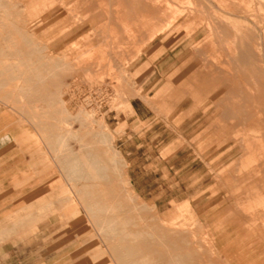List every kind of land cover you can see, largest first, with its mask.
<instances>
[{"label":"rangeland","instance_id":"1","mask_svg":"<svg viewBox=\"0 0 264 264\" xmlns=\"http://www.w3.org/2000/svg\"><path fill=\"white\" fill-rule=\"evenodd\" d=\"M120 1L0 0V47L17 28L42 60L62 58L59 90L71 114L61 112L58 99L48 121L58 126L52 132L73 127L67 146L78 164L75 172L61 167L66 187L53 196L75 214L61 217L59 209L40 207L41 196L26 197L30 183L59 169L32 125L39 109H19L15 86L22 82L13 68L11 95L0 86V131L13 134L0 139V230L27 213L33 222L0 235V264H264V0L148 1L162 8L164 28L180 21L145 48L128 33L141 29L143 17L123 14ZM235 7L241 11L232 13ZM208 17L226 24L227 33L219 28L207 41ZM241 45L246 63L232 60ZM209 65L223 72L207 74ZM97 129L106 143L84 147L81 134ZM20 133L30 141H15ZM89 159L101 169L95 177L83 164ZM74 179L77 194L68 191ZM56 215L74 230L52 225Z\"/></svg>","mask_w":264,"mask_h":264},{"label":"crops","instance_id":"2","mask_svg":"<svg viewBox=\"0 0 264 264\" xmlns=\"http://www.w3.org/2000/svg\"><path fill=\"white\" fill-rule=\"evenodd\" d=\"M150 2L152 0H121L120 4L122 5V13L126 14L129 17H132V15L136 13H140L143 17V21L140 24L141 29H137L136 25L132 28H128V33L130 39L131 36L135 35V40L141 41L142 48H145L148 44L151 43V41L154 39V37L160 33H163L167 31L168 29L175 30L176 25L179 23L178 21L168 25L167 28L163 27V10L161 7H158L157 5L152 8V6H148L147 2ZM155 1V0H154ZM223 3H227L226 0H221ZM146 7V8H145ZM203 3H201V8L197 9L196 12L193 13V15H197L202 11ZM201 10V11H200ZM119 11V10H117ZM240 8L232 9L231 12H240ZM143 13V14H142ZM149 13V15H148ZM148 15V16H147ZM179 16V15H178ZM149 17V18H148ZM181 17V16H179ZM148 19H153L154 21V27H151L149 30L148 22L146 21ZM208 20L206 24V28L208 29V33L205 34V38L207 41H212L217 36V31L220 28L221 31L227 33V27L226 24L222 25V21L220 20H213L211 17H208ZM83 28V25L77 26L71 30H68L66 34H64L62 37H60L58 40V43H61V41L65 40L67 41V38H70L73 34L77 33L79 30ZM134 28V29H133ZM153 28H156V32ZM159 28H161L159 30ZM210 29V30H209ZM204 34L203 29L199 32H197L195 35L191 36V41H195L197 39V36L200 34ZM151 35V37H149ZM9 38H4V42L6 45H3L0 47V86H6V89L4 90L6 93L5 95L9 97L11 95V92L8 91L9 89L7 85L9 83L10 74L12 73L11 70L14 68L16 69L15 74L17 75V79H21L22 84H19L15 86V90L18 92V95L23 98V100H20V106L19 109L25 114L29 112V108H38L39 112L35 113V120H32L33 127L36 129H39L40 135L43 136V140L46 144H48L51 148L52 155L51 159L54 160L55 165L59 169V174L53 173L54 170H51L50 172L45 173L44 175H40L39 179L35 183H30V188L26 193L28 195L26 197H37L41 196V208L44 209H52L54 210L59 209L61 212L59 213V216H71L72 214H75L78 212L77 208H62V202L61 197H53L54 195H62V188L66 187V185L63 184L61 178L64 179V172H61V167L67 168L68 170L72 169L73 172H75L76 168V157H75V150L72 147L67 146V135L74 136L77 134L75 131H73V127L70 125L69 128L66 129L64 132H52V129H57V125L54 123H50L48 120L53 117L54 109L52 108L56 101L59 99L60 103V110L63 113L71 114L70 104L66 106L64 103L65 99L61 98V91L60 89V78L63 76L62 72L64 67H60L59 65L62 63V58L56 57V56H50V58L45 61L42 60V58L39 56V53L37 52L36 48H30L29 47V40L23 36L22 32L18 30L17 28H10L9 29ZM13 36V37H12ZM88 44V42H86ZM55 46V43H54ZM7 51V52H6ZM240 56H236V58H232L233 61L240 60L241 62L246 63V52H245V45H241V49L239 50ZM237 53V54H238ZM7 58H15L18 59L17 63H9L6 61ZM67 62V61H66ZM220 68V67H219ZM213 68L212 66L206 67V73L207 74H219L223 72V70L220 68ZM67 69V68H66ZM218 69V70H217ZM257 88L260 89V86L258 84H255ZM51 87L54 88V91H50ZM249 89V87H248ZM37 102H45L46 105H39ZM226 111L228 114L233 117L232 109L231 107H226ZM248 116V115H247ZM246 116V117H247ZM241 118V117H240ZM234 119V117H233ZM239 119V118H238ZM236 119V120H238ZM80 128L85 127L84 124L79 123ZM3 127V126H2ZM12 131L10 129L4 130L1 129L0 131V139L6 137L7 139L13 138V134L11 135ZM101 134V135H100ZM59 136V137H58ZM82 136V143L83 146H87L88 149H90L91 142L100 143V141H103L106 143L105 139V133L101 132L99 129L97 130H86L83 132ZM88 137L85 139V137ZM30 135L28 134H18V138L15 139L18 143H27L30 141ZM58 137V138H57ZM65 140H64V139ZM66 141V144L64 145L62 141ZM61 141V142H60ZM37 142V141H36ZM38 143V142H37ZM103 144V143H102ZM66 148H61V150L64 152L62 153V164H61V158L59 156L60 146ZM100 150V148H99ZM117 152V151H116ZM118 153V152H117ZM90 156V154H88ZM87 156V155H86ZM83 158L85 157V154L83 155ZM89 158V157H88ZM86 158V159H88ZM30 160H34L31 153L29 155ZM91 161V160H90ZM90 161H87L86 163H83L84 165H87ZM78 165V164H77ZM52 167V165H51ZM55 174L52 179H47L49 175ZM70 174V172H69ZM76 179L74 181L70 182L68 185V191L70 193L73 192V194H77V184ZM59 189L61 193L56 194V190ZM83 193V192H81ZM54 198V199H53ZM50 206L47 207L46 206ZM72 206H75V202L72 203ZM32 214L27 213L23 216H16L12 222L8 225L6 224L3 229L0 230V235H4L7 233H13L16 232V228H21L24 225H29L33 222L31 219ZM52 225H58L60 227H63V225L68 226L70 228V231L74 230L73 225H69L68 223L64 224L63 221L58 217V215L54 216L53 219L50 221ZM257 226V225H256ZM77 231V230H76ZM80 238H77V241L79 242ZM1 240V238H0ZM89 250L88 255H91L93 258H96L95 254H92V250L94 249V245H89L88 247H84ZM93 248V249H92ZM69 250L68 248L66 251ZM65 252V251H64ZM218 252V251H217ZM82 253V249H79L76 252H73L71 257L77 256ZM43 253L37 254V258L42 257ZM82 264V263H79ZM98 264V263H96Z\"/></svg>","mask_w":264,"mask_h":264},{"label":"bare ground","instance_id":"3","mask_svg":"<svg viewBox=\"0 0 264 264\" xmlns=\"http://www.w3.org/2000/svg\"><path fill=\"white\" fill-rule=\"evenodd\" d=\"M151 6H152V5H151ZM145 8H146V7H145ZM142 14H143V13H142ZM148 15H149V13H148ZM148 15H147V16H148ZM162 16H163V15H162ZM148 18H149V17H148ZM148 18H147V19H148ZM133 29H134V28H133ZM209 30H210V29H209ZM230 117H231V116H230ZM255 117H256V116H255ZM232 118H233V117H232ZM234 119H235V118H234ZM252 119H253V118H252ZM253 122H254V121H253ZM249 125H250V124H249ZM100 135H101V134H100ZM58 137H59V136H58ZM58 137H57V138H58ZM63 139H64V138H63ZM64 140H65V139H64ZM64 140H63V141L61 140V141L64 142ZM61 141H60V142H61ZM103 144H104V142H103ZM63 154H64V153H63ZM80 155H81V154H80ZM87 155H88V154H87ZM92 156H93V155H92ZM92 156H90V157H92ZM75 157H76V156H75ZM80 157H81V156H80ZM82 157H83V156H82ZM88 157H89V156H88ZM90 157H89V158H90ZM93 157H95V156H93ZM93 159H94V158H93ZM93 159H92V161H90V162L86 165V166H87L86 169H88L89 171H88V170H87V171L90 172V174L93 175V177H95V176L97 175V173L101 171V169L99 168L98 162H96V161L93 160ZM89 160H90V159H89ZM97 161H99V160H97ZM82 163H83V162H82ZM82 163H80V164H82ZM80 164H79V165H80ZM100 165H101V164H100ZM76 166H77V164H76ZM101 166H102V165H101ZM101 166H100V167H101ZM76 168H77V167H76ZM99 169H100V171H99ZM76 170H77V169H76ZM78 170H79V169H78ZM79 172H80V170H79ZM83 172H84V171H83ZM80 174H81V173H80ZM77 175H78V173H77ZM85 175H86V174H85ZM99 176H100V175H99ZM106 176H107V175H106ZM101 177H104V176H101ZM101 177H100V178H101ZM88 178H89V177H88ZM96 178H97V177H96ZM96 178H94V179H96ZM105 178H106V177H105ZM101 179H102V178H101ZM103 179H104V178H103ZM92 180H93V179H92ZM105 180H106V179H105ZM86 185H87V186H86ZM86 185L83 186L84 190H85V188H87V187H92V186H93L92 183H91V184H86ZM75 190H76V189H75ZM84 190H78V194H88V193H91V192H92V191L89 190V189H87V191H84ZM96 190H97V189H96ZM81 192H83V193H81ZM112 201H113V200H112ZM118 202H119V201H118ZM103 204H104V203H103ZM96 205H97V204H96ZM113 220H114V219H113ZM113 220H110L109 223L107 224V225H109L111 228L113 227L112 224L115 222V221L113 222ZM115 223H116V222H115ZM99 227H100V226H99ZM108 228H109V227H108ZM113 228H114V227H113ZM113 230H114V229H113ZM113 230H112V231H113ZM115 230H116V229H115ZM110 231H111V230H110ZM129 234H130V233H129ZM131 234H132V233H131ZM136 234H142V233L139 231V232L136 233ZM148 234H149V233H148ZM154 234H155V233H154ZM176 234H177V233H176ZM128 236H129V235H128ZM136 236H137V235H136ZM136 236H135V237H136ZM150 236H151V235H150ZM138 237H139V236H138ZM190 254H191V253H190ZM187 255H188V254H187ZM194 256H195V255H194ZM150 257H151V256H150ZM193 258H194V257H193ZM154 260H155V259H154ZM193 260H194V259H193ZM174 261H175V263H178V262H179V258H178L177 256H174ZM191 261H192V260H191ZM198 261H199V260H198ZM199 262H200V261H199ZM193 263L195 264L194 261H193ZM160 264H164V263L161 262Z\"/></svg>","mask_w":264,"mask_h":264}]
</instances>
